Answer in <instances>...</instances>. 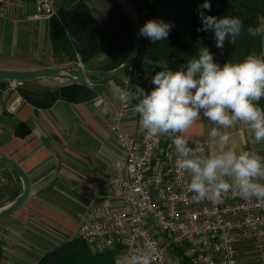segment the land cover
<instances>
[{"label": "crops", "instance_id": "1", "mask_svg": "<svg viewBox=\"0 0 264 264\" xmlns=\"http://www.w3.org/2000/svg\"><path fill=\"white\" fill-rule=\"evenodd\" d=\"M99 2L102 1L93 0L94 7L88 5L95 16L103 19L106 8L102 9ZM55 3L59 7L62 0ZM33 14L34 0L0 4V69L74 66L69 65L76 63L74 60L65 63V53L53 47L50 18H34ZM261 25L264 16L260 18ZM261 38L264 53V35ZM122 79L120 74L102 83L88 84L95 91L88 100L59 98L47 106H36L23 98L17 90L19 83H0V154L14 161L30 182L24 203L0 217V264H38L46 253L76 238L82 213L105 200L115 211L124 209L117 190L107 184L109 177L125 173V154L108 128L106 112L118 106L113 89L123 86ZM17 99L19 104L11 111L9 107ZM134 104L135 101L120 124L136 135L141 124L133 112ZM20 123L24 127L18 130ZM211 127L207 120L195 124L187 133L189 146L202 142L209 153L218 151L208 135ZM222 131L228 132L229 144L237 151L264 156V141L257 143L247 124ZM21 190L18 176L0 165V204ZM162 244L168 260L187 264L183 252L169 245L168 236H164ZM115 246L118 245L110 248ZM236 247L237 264H264V249L243 238L237 239ZM125 258L121 250L117 251L115 264H125Z\"/></svg>", "mask_w": 264, "mask_h": 264}, {"label": "clouds", "instance_id": "2", "mask_svg": "<svg viewBox=\"0 0 264 264\" xmlns=\"http://www.w3.org/2000/svg\"><path fill=\"white\" fill-rule=\"evenodd\" d=\"M208 0L198 8L202 27L211 31L215 45L223 49L241 35L243 22L239 17L207 15ZM172 24L164 20H147L139 35L153 43L165 41ZM248 35H264V25L247 28ZM155 71L150 80L154 87L145 91L140 85L115 87L114 97L125 106L135 101L133 112L149 137L171 139L177 154L176 164L187 181L193 201L210 200L220 203L231 195L243 199L264 200V156L254 151H237L230 146L227 131L239 123L248 125L257 143L264 141V55L248 54L237 62L222 65L212 52L200 46L198 56L172 70L168 61L153 62ZM125 85L130 80L124 81ZM207 120L212 127L208 133L218 151L209 153L204 143L189 146L188 131L198 122ZM149 249L129 252L125 264H152Z\"/></svg>", "mask_w": 264, "mask_h": 264}, {"label": "built area", "instance_id": "3", "mask_svg": "<svg viewBox=\"0 0 264 264\" xmlns=\"http://www.w3.org/2000/svg\"><path fill=\"white\" fill-rule=\"evenodd\" d=\"M57 12L55 0H34V18ZM126 79L120 87H128ZM19 101L9 109L14 111ZM131 105L118 100L114 111L106 109L108 128L125 154V173L109 177L107 184L117 190L124 209L115 211L108 200L95 205L82 213L77 237L101 247L117 244L125 256L149 249L152 264H176L166 258L164 236L183 252L187 264H237L238 238L264 249V200L228 195L220 203L193 201L171 140L149 137L141 125L136 135L121 127Z\"/></svg>", "mask_w": 264, "mask_h": 264}, {"label": "trees", "instance_id": "4", "mask_svg": "<svg viewBox=\"0 0 264 264\" xmlns=\"http://www.w3.org/2000/svg\"><path fill=\"white\" fill-rule=\"evenodd\" d=\"M129 1L140 14L142 25L147 20L156 19L173 26L165 41L153 43L147 37H142L141 48L134 62L123 72L126 75L124 78L130 80L128 87L138 84L146 92L150 91L154 87L150 78L155 71L161 69L154 68L147 61H168L169 68L175 70L185 65L187 60L198 56L200 46L207 47L214 60L221 65L226 61H241L253 52L264 55L261 35L253 37L247 32L249 26L259 27L260 18L264 16V0H208L211 10H204L207 15L218 18L224 15L235 16L243 22L242 33L236 42L231 44L226 41L223 49L216 47L211 31H198L202 27L198 8L204 0ZM106 2V15L99 19L88 5L89 0H62L57 15L50 18L55 50L60 53L72 50L73 56L78 55L82 62L99 53L107 54L111 67L95 69L109 70L124 62L134 40L133 25L114 0ZM34 82L20 83L17 90L23 98L36 106H47L59 98L78 102L95 96L93 87L88 84L66 83L50 90L46 87L34 88ZM259 105L264 108V98L259 101ZM21 127H24L23 123L17 129ZM119 250L120 246L101 247L76 237L46 253L38 264H115Z\"/></svg>", "mask_w": 264, "mask_h": 264}, {"label": "water", "instance_id": "5", "mask_svg": "<svg viewBox=\"0 0 264 264\" xmlns=\"http://www.w3.org/2000/svg\"><path fill=\"white\" fill-rule=\"evenodd\" d=\"M125 12L134 29V40L131 50L120 65L109 69H90L82 66L76 67H45L34 70L0 69V82L23 83L34 82L45 78H56L67 83L97 84L113 79L129 68L134 62L140 48L142 37L139 28L142 26L140 14L129 0H114ZM0 165L9 169L22 182L21 192L12 199L0 204V217L21 206L29 194L30 182L25 172L11 159L0 154Z\"/></svg>", "mask_w": 264, "mask_h": 264}, {"label": "rangeland", "instance_id": "6", "mask_svg": "<svg viewBox=\"0 0 264 264\" xmlns=\"http://www.w3.org/2000/svg\"><path fill=\"white\" fill-rule=\"evenodd\" d=\"M102 2H99V4H102L104 7L103 8H106L107 9V3H103L104 0H101ZM89 4L94 7L95 3H93V0H89ZM98 5V4H97ZM105 9V10H106ZM101 15L103 14L102 12L100 13ZM103 16V15H102ZM105 17V16H104ZM102 19V17L100 18ZM65 55H66V58L65 59V63L69 62L70 60H74L76 63H71L69 65H74L75 67L76 66H82L84 68H89L88 66L92 65V66H96V68H109L111 67V61L110 59L108 58V55L106 54H103V53H99L97 55H95V57L91 58L90 60L88 61H84L82 62L79 58L78 55H75L73 56L72 54V50L71 51H68V52H64ZM73 58V59H71ZM74 66H70V67H74ZM66 67V66H65ZM126 75L121 73V78H124ZM34 85V88H37L38 89H42V88H49L50 90H54L64 84H66L65 81L63 80H60V79H56V78H45V79H41V80H38L36 82L33 83ZM90 85V84H89ZM166 137V136H164ZM168 138V137H167ZM3 199L2 197H0V200ZM120 257H122L120 254H119Z\"/></svg>", "mask_w": 264, "mask_h": 264}]
</instances>
